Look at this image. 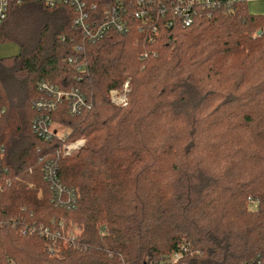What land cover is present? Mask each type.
I'll list each match as a JSON object with an SVG mask.
<instances>
[{
    "label": "trees",
    "instance_id": "1",
    "mask_svg": "<svg viewBox=\"0 0 264 264\" xmlns=\"http://www.w3.org/2000/svg\"><path fill=\"white\" fill-rule=\"evenodd\" d=\"M121 1L149 15L90 43L73 8L10 0L0 43L20 52L0 59L4 180L43 197L1 180L0 264H264V16L241 3L186 27L161 15L166 0ZM86 2L96 16L120 3ZM127 81L118 107L109 92ZM42 82L88 99L51 115L68 142L87 139L76 154L32 130Z\"/></svg>",
    "mask_w": 264,
    "mask_h": 264
},
{
    "label": "built area",
    "instance_id": "2",
    "mask_svg": "<svg viewBox=\"0 0 264 264\" xmlns=\"http://www.w3.org/2000/svg\"><path fill=\"white\" fill-rule=\"evenodd\" d=\"M36 2L45 7L54 9L59 7H71L75 10L76 17L73 21L75 28H78L85 39L90 43L98 42L104 39L107 35L112 33L119 35H126L130 30V19H142L148 16L149 9L147 10H128L121 0L118 5L105 9L99 16L93 15L88 11L86 0H18V3L23 2ZM251 0H166L161 8V15L170 13L177 17L186 27L191 26L195 19L199 16L210 17L216 11H231L236 5L241 3H248ZM142 0H136L135 6H140ZM10 0H0V28L7 19L9 12ZM96 11L93 6L91 11ZM260 35V32H258ZM78 50V48H76ZM70 63H75L76 60L70 59ZM40 97L33 102V108L36 112V118L32 123L33 132L41 139L52 140L57 138L61 141L62 145L57 150V155L70 156L76 151L80 150L85 141L83 139L68 142L66 136H60V133L54 128L51 115L57 111L58 107L67 103L68 113L71 116L80 115L84 110L89 109V102L85 95L76 89L60 90L58 87L53 86L47 82L39 84ZM129 93V82H125L122 89L111 90L109 96L111 102L118 106L123 107L127 104ZM5 149L0 146V189L2 187L1 180L7 174V168L4 167ZM42 162V159H40ZM43 170L46 179L52 184V190L57 192L56 199L59 200V190L57 180V167L53 161L44 163ZM23 183L22 179L16 177L11 181L10 179L4 180L7 186L12 183ZM33 188V186H30ZM73 196L70 194L68 202L73 201ZM63 203L62 205H65ZM67 205V204H66ZM49 236L50 233L47 229L41 230L36 234ZM183 246V245H182ZM179 253L173 254L169 263L176 264L180 260Z\"/></svg>",
    "mask_w": 264,
    "mask_h": 264
},
{
    "label": "rangeland",
    "instance_id": "3",
    "mask_svg": "<svg viewBox=\"0 0 264 264\" xmlns=\"http://www.w3.org/2000/svg\"><path fill=\"white\" fill-rule=\"evenodd\" d=\"M247 8H248L249 14H251V15H262V16H264V0H251L247 3ZM19 52H20V48L14 42H1L0 43V59L17 56L19 54ZM54 128L56 129V131H58L60 133V136H64L68 132V131H62L60 126L57 124L54 125ZM82 139L85 141V143H84V145H85L87 142V139L86 138H82ZM78 151H76L75 154ZM22 181H23V183H21V184L28 187L32 191H36L37 197L39 199H42V197H43L42 189H38V187L35 183L29 182L26 179H22ZM30 186H33V188ZM74 231H77V229H75ZM169 261L170 260L168 259L167 262H169Z\"/></svg>",
    "mask_w": 264,
    "mask_h": 264
}]
</instances>
